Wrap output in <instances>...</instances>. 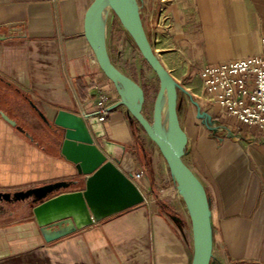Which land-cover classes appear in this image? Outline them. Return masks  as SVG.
Listing matches in <instances>:
<instances>
[{
  "label": "crops",
  "instance_id": "0c3cea01",
  "mask_svg": "<svg viewBox=\"0 0 264 264\" xmlns=\"http://www.w3.org/2000/svg\"><path fill=\"white\" fill-rule=\"evenodd\" d=\"M92 1L0 0V33L6 34L0 38V108L33 136L0 115L2 191L75 174L74 165L51 145L42 118L26 98L50 116L57 108L80 113L71 77L78 98L93 113L95 97L114 87L85 35ZM137 1L154 51L178 84L177 110L188 137L182 158L207 191L212 259L264 264V132L239 124L208 101L198 73L205 64L262 51L264 0ZM145 63L147 78L158 81L151 103L154 121L157 106L161 113L168 105L166 95L158 98V74ZM149 99L145 89L143 113L148 118ZM107 104L108 138L125 147L118 150L122 170H143L136 182L145 201L50 242L31 209L0 201V264L192 263L194 231L174 173L120 95Z\"/></svg>",
  "mask_w": 264,
  "mask_h": 264
},
{
  "label": "water",
  "instance_id": "95a60500",
  "mask_svg": "<svg viewBox=\"0 0 264 264\" xmlns=\"http://www.w3.org/2000/svg\"><path fill=\"white\" fill-rule=\"evenodd\" d=\"M109 3L120 16L144 59L160 78L158 98L166 95L171 123L169 133L159 126L160 107L154 121L143 113L145 89L142 84L120 69L111 58L108 41L96 27L99 9ZM85 35L95 58L111 78L112 84L135 119L156 143L176 177L175 188L185 199L194 231V254L191 264H211L213 237L210 224L209 199L204 184L183 160L188 142L177 110L178 84L157 56L140 18L127 0H93L87 9ZM15 35V34H14ZM6 37L0 33V38ZM43 120V131L51 145L74 165L75 174L38 186L15 191L0 190V201L18 202L32 210L47 242L71 234L103 218L134 207L145 201V195L130 174L119 166L118 150L125 147L108 138L106 126L97 115L87 119L71 109L57 108L50 116L30 97L26 98ZM0 115L9 124L33 136L0 108ZM218 134V130H214Z\"/></svg>",
  "mask_w": 264,
  "mask_h": 264
},
{
  "label": "built area",
  "instance_id": "2783aa9c",
  "mask_svg": "<svg viewBox=\"0 0 264 264\" xmlns=\"http://www.w3.org/2000/svg\"><path fill=\"white\" fill-rule=\"evenodd\" d=\"M262 44L263 48L259 53L205 64L199 67L198 73L208 101L235 116L239 124H247L256 131L264 132V36ZM68 83L77 96L83 118L87 119L90 114H95L101 122L109 120L110 107L107 103L117 98L115 87L102 91L95 97L96 109L90 113L85 108V102L78 98L71 77L68 78ZM142 175L143 170H137L130 177L136 181ZM171 188L174 189V186Z\"/></svg>",
  "mask_w": 264,
  "mask_h": 264
},
{
  "label": "rangeland",
  "instance_id": "374dc122",
  "mask_svg": "<svg viewBox=\"0 0 264 264\" xmlns=\"http://www.w3.org/2000/svg\"><path fill=\"white\" fill-rule=\"evenodd\" d=\"M127 2L134 8L139 7V1L137 0H127ZM107 41L110 48V53L114 61L129 73L133 74L136 78L140 79L150 96L148 102V115L149 119L152 118V101L158 89V81L156 79H149L146 76V63L145 60L135 44L134 40L125 28V23L123 19L118 16L113 10L111 18L107 25ZM6 203H18V202H7ZM215 254V253H214ZM211 264H225L218 260L215 255L213 256Z\"/></svg>",
  "mask_w": 264,
  "mask_h": 264
},
{
  "label": "bare ground",
  "instance_id": "6f19581e",
  "mask_svg": "<svg viewBox=\"0 0 264 264\" xmlns=\"http://www.w3.org/2000/svg\"><path fill=\"white\" fill-rule=\"evenodd\" d=\"M111 14H112L111 6L109 5V3H105L99 9V11L96 15V27H97L98 33L105 40H107V36H108L107 25H108V21L111 18ZM159 126L162 128L164 133L170 132L171 123H170V119H169L167 110L161 109Z\"/></svg>",
  "mask_w": 264,
  "mask_h": 264
}]
</instances>
